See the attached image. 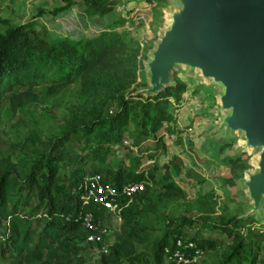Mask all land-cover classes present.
<instances>
[{
  "label": "trees",
  "instance_id": "trees-1",
  "mask_svg": "<svg viewBox=\"0 0 264 264\" xmlns=\"http://www.w3.org/2000/svg\"><path fill=\"white\" fill-rule=\"evenodd\" d=\"M64 1L65 6L55 13L76 3ZM83 5L86 13L103 16L114 10L115 2L84 0ZM3 23L4 27L0 26V103L4 95L10 93V107L16 113L40 100V93L33 90L43 83L47 85L41 95L49 97L60 94L70 83H79L88 100L73 117L67 135L81 133L89 139L90 151L78 158L68 176L74 188L71 193L59 180L55 164L60 157L52 152H36L35 162L23 180L10 157L0 159V264H74L69 245L73 236L82 230L81 214L86 208L94 212L97 209L95 205H84L86 192L81 186L97 171L93 158L96 159L100 151L108 154L113 144L119 145L126 156L130 155L132 146L125 143L124 137L131 125L134 126L129 132L132 145L150 137L160 141L163 136L159 133L166 123L173 121L172 106L174 102H181L186 84L174 78L173 85L151 96L126 93L138 77L141 48L139 41L128 39L119 29L123 20L115 21L109 28L80 42L65 37L49 38L40 34L32 23ZM32 37L35 41L29 46ZM16 86H25L26 90L15 92ZM113 104L115 110L110 113ZM225 161L238 171L237 177H242L251 167L249 154L243 152ZM140 162L141 158L135 157L130 167L136 170ZM42 173L47 175L46 181L40 179ZM150 174L152 178L159 176L160 189L146 195L145 192L137 194L134 198L138 202L119 212L130 225L124 236L107 246V251L101 255V264H143L152 259L140 251L151 239L155 225L152 218L160 217L164 205L179 202L186 192L173 178L169 165L162 169L155 164ZM137 180L143 179L132 181ZM223 181L233 187L237 185L236 178H223ZM114 184L121 186L120 179ZM125 200L122 198L120 203L124 205ZM195 205L205 214L215 212L213 192L202 194ZM167 219L172 224L176 221L172 216ZM180 220L188 226L197 222L186 216H181ZM260 220L257 215H230L210 223L211 229L228 238L222 259L211 264H257L258 251L264 242V224L258 226ZM244 227L248 228L247 232ZM178 233L184 234L180 227ZM104 239L105 236L102 241ZM190 240L199 247L206 246L208 239L194 235ZM168 244H171L169 235L155 238L152 254L164 255ZM168 264H176V260Z\"/></svg>",
  "mask_w": 264,
  "mask_h": 264
},
{
  "label": "rangeland",
  "instance_id": "rangeland-1",
  "mask_svg": "<svg viewBox=\"0 0 264 264\" xmlns=\"http://www.w3.org/2000/svg\"><path fill=\"white\" fill-rule=\"evenodd\" d=\"M74 1L76 3L71 8L55 13L56 9L65 6L64 0H0V26L4 27L3 22L26 25L32 23L40 34L49 38L65 37L73 42H80L102 29L109 28L115 21L123 20L124 24L119 29L126 33L128 39L140 42L141 66L138 77L126 90L127 94H137L141 87L148 84L145 62L166 25L167 10L173 5L172 0H111L115 2L114 10L103 16L86 13L84 0ZM34 41L35 37H32L29 46ZM199 77V73L183 67L173 74V79L183 81L187 89L181 102H174V119L166 123L160 131L159 134L163 136L160 141L150 137L140 141L138 145H132L129 132L134 126L131 125L124 137L125 143L132 146L130 155L126 156L119 145L113 144L109 147L108 154L100 151L96 159L93 158L97 167L96 173L105 181L110 179V182L116 183L120 179L121 185L136 179L146 181L145 195L160 189L159 176L151 177L152 166L157 164L163 169L165 165H169L173 178L186 192V196L179 202L164 205L160 217L152 218L155 225L151 239L140 248L147 258L152 259L143 264H168L172 261L166 250L164 255L152 254L153 240L167 235L171 241L167 245L169 249L178 239L189 241L194 235L208 239L206 246L199 245L202 250L199 254L194 256V252L185 250V257L176 259V264H211L221 260L228 238L211 229L210 223L219 222L230 215H244L249 210L250 200L239 180L245 176L247 170L253 168L254 154L247 152L251 167L242 177H237L238 171L227 164L225 158L236 157L240 153L242 137L222 133L217 124L222 116L214 112L218 104L216 93L220 88L200 81ZM46 85L43 83L33 90L40 93L39 101L20 108L16 113L10 107V93L4 95L0 103V159L10 157L16 163L20 179L23 180L35 162L36 152H52L60 157L55 164L59 180L67 192L71 193L74 188L69 183L68 176L78 158L90 151V141L81 133L69 137L67 131L72 128L71 121L79 113L84 101L88 100V95L76 82L68 84L58 95H41ZM22 90H26V87L14 88L15 92ZM114 107V104L110 107V113L115 110ZM135 157L141 158L136 170L130 167L134 164ZM223 178H236L237 185H228ZM40 179L46 181L47 175L42 173ZM207 192H213L216 211L205 214L195 205V200ZM133 202L138 201L135 198L127 199L124 205L120 203L115 210L108 206L96 209V217L105 225L107 234L103 241L89 244L83 231L79 230L69 245L74 264H101L100 258L104 249L124 236L130 225L120 217L119 212ZM204 207H207L205 203ZM168 214L170 215L167 216ZM256 215L261 219L258 226L264 224V204ZM171 216L176 219L173 224L167 219ZM181 216L193 218L197 222L194 226L184 225L181 223ZM179 227L184 234L178 233ZM243 230L247 232L248 228L244 227ZM256 261L257 264H264V242L260 246Z\"/></svg>",
  "mask_w": 264,
  "mask_h": 264
},
{
  "label": "water",
  "instance_id": "water-1",
  "mask_svg": "<svg viewBox=\"0 0 264 264\" xmlns=\"http://www.w3.org/2000/svg\"><path fill=\"white\" fill-rule=\"evenodd\" d=\"M145 62L151 96L173 85L180 68L220 88L214 112L223 134L241 135L239 151L254 154L239 180L250 200L243 217L264 204V0H172Z\"/></svg>",
  "mask_w": 264,
  "mask_h": 264
},
{
  "label": "built area",
  "instance_id": "built-area-1",
  "mask_svg": "<svg viewBox=\"0 0 264 264\" xmlns=\"http://www.w3.org/2000/svg\"><path fill=\"white\" fill-rule=\"evenodd\" d=\"M81 186L85 189L86 196L84 205H95L98 210L104 206L110 207L112 210L118 208L120 200L132 199L137 194L147 190V182L144 180L130 181L121 186H117L112 182H106L100 174H93L83 181ZM82 230L86 234L88 242H101L107 234V229L102 221L98 220L93 209L86 208L81 214ZM168 257L171 259H183L185 250L194 252V256L202 250L199 249L193 240L182 241L176 240V243L170 249H165ZM107 248L103 252H106Z\"/></svg>",
  "mask_w": 264,
  "mask_h": 264
}]
</instances>
